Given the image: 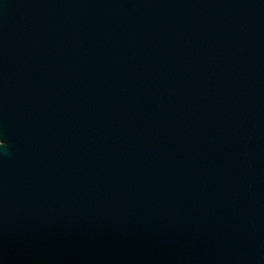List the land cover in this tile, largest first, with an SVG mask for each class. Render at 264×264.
<instances>
[{
	"label": "water",
	"instance_id": "obj_1",
	"mask_svg": "<svg viewBox=\"0 0 264 264\" xmlns=\"http://www.w3.org/2000/svg\"><path fill=\"white\" fill-rule=\"evenodd\" d=\"M0 264H264V0H0Z\"/></svg>",
	"mask_w": 264,
	"mask_h": 264
},
{
	"label": "clouds",
	"instance_id": "obj_2",
	"mask_svg": "<svg viewBox=\"0 0 264 264\" xmlns=\"http://www.w3.org/2000/svg\"><path fill=\"white\" fill-rule=\"evenodd\" d=\"M3 146H4L3 140H0V147H3Z\"/></svg>",
	"mask_w": 264,
	"mask_h": 264
}]
</instances>
